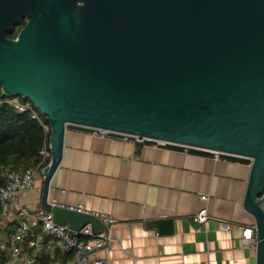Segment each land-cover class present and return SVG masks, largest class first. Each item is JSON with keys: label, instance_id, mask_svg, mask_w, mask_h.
I'll use <instances>...</instances> for the list:
<instances>
[{"label": "water", "instance_id": "obj_1", "mask_svg": "<svg viewBox=\"0 0 264 264\" xmlns=\"http://www.w3.org/2000/svg\"><path fill=\"white\" fill-rule=\"evenodd\" d=\"M0 92L50 122L40 207L57 223H102L48 196L66 131L105 130L249 164L243 206L264 264V0H0ZM173 224L146 222L159 233Z\"/></svg>", "mask_w": 264, "mask_h": 264}, {"label": "crops", "instance_id": "obj_2", "mask_svg": "<svg viewBox=\"0 0 264 264\" xmlns=\"http://www.w3.org/2000/svg\"><path fill=\"white\" fill-rule=\"evenodd\" d=\"M249 175L244 162L67 130L48 198L115 219L89 223L95 231H109L108 246L92 253L108 264H257L256 239L243 238V227L255 225L243 206ZM42 180L38 175L24 195L37 213L45 211ZM202 208L211 219L198 225L190 218ZM163 218L174 219L172 232L146 225ZM14 220L11 215L1 221L0 231ZM224 222L233 229L226 231ZM59 255L60 264L68 262V254Z\"/></svg>", "mask_w": 264, "mask_h": 264}, {"label": "built area", "instance_id": "obj_3", "mask_svg": "<svg viewBox=\"0 0 264 264\" xmlns=\"http://www.w3.org/2000/svg\"><path fill=\"white\" fill-rule=\"evenodd\" d=\"M0 103H7L22 112L29 110L34 119L42 122L41 113L29 100L22 102L18 96H8L7 98H0ZM43 126L45 130L50 128L44 123ZM99 134L107 135V131L101 130ZM41 156L42 160L36 167L22 170L5 169L3 171L8 182L0 187V222L13 215L16 217L14 221L18 223L17 231L9 237L11 247L6 264H33L43 252L50 255L53 264H60L59 253L72 254V257L65 264H108L103 259L93 257L92 253L108 246L111 242L109 231H95L92 224H87L80 229L59 224L55 221L53 212L37 213L32 211L24 202L25 193L34 187L37 176L42 174L43 168L48 165L45 164L46 161L51 159L50 145L48 149L45 144ZM214 156L219 157L217 153ZM201 198L206 199V195H201ZM68 208L91 213L82 205L69 206ZM91 214L99 217L106 225L115 222V219L110 216L98 213ZM194 219L198 223L205 224L211 219V216L206 208H202ZM39 227H41L42 233L33 237L34 230ZM233 227L234 225L230 222L223 223V228L226 231L232 230ZM255 228L256 225L243 227V238L252 240ZM27 246L32 248L33 255L27 254ZM0 247H3L1 237Z\"/></svg>", "mask_w": 264, "mask_h": 264}, {"label": "trees", "instance_id": "obj_4", "mask_svg": "<svg viewBox=\"0 0 264 264\" xmlns=\"http://www.w3.org/2000/svg\"><path fill=\"white\" fill-rule=\"evenodd\" d=\"M21 23L14 26L12 32L7 36L15 38ZM4 93H0V98H7ZM22 102L27 101L25 97L18 96ZM42 122L50 126L49 120L41 114ZM32 117L31 111H19L14 106L7 103H0V187L6 185L7 177L3 171L5 169L22 170L30 167H36L42 160L41 151L45 144L49 149L51 129L45 130L43 123ZM50 158L46 161L49 164ZM1 209V205H0ZM18 223H10L4 230L1 237L3 247H0V264H6L10 251L9 237L17 231ZM42 233L41 227L34 230L33 237ZM50 239V237H47ZM28 255H33L32 248L27 246ZM69 258L72 254H68ZM64 261V259H63ZM33 264H53V260L47 252L36 258Z\"/></svg>", "mask_w": 264, "mask_h": 264}, {"label": "flooded vegetation", "instance_id": "obj_5", "mask_svg": "<svg viewBox=\"0 0 264 264\" xmlns=\"http://www.w3.org/2000/svg\"><path fill=\"white\" fill-rule=\"evenodd\" d=\"M83 3H84V0H75V8H77L79 5H82ZM27 21H28V17H24V18L20 21V23H21V27H20V29H19V27H16V30H18L17 36H18L19 32L21 31V29L26 25ZM17 36H16V37H17ZM16 37H15V38H16Z\"/></svg>", "mask_w": 264, "mask_h": 264}, {"label": "rangeland", "instance_id": "obj_6", "mask_svg": "<svg viewBox=\"0 0 264 264\" xmlns=\"http://www.w3.org/2000/svg\"><path fill=\"white\" fill-rule=\"evenodd\" d=\"M1 93V92H0ZM40 175V174H39ZM3 236V232L2 231H0V237H2Z\"/></svg>", "mask_w": 264, "mask_h": 264}]
</instances>
